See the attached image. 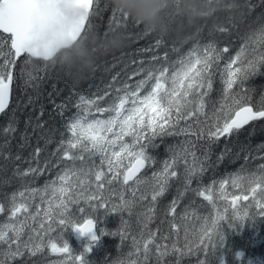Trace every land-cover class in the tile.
Masks as SVG:
<instances>
[{
  "label": "snow or ice",
  "instance_id": "6c2138e0",
  "mask_svg": "<svg viewBox=\"0 0 264 264\" xmlns=\"http://www.w3.org/2000/svg\"><path fill=\"white\" fill-rule=\"evenodd\" d=\"M42 2L0 0V114L9 109L15 79L26 83L39 79L26 76L20 69L23 53L19 47ZM84 2L92 11L94 0ZM244 51L241 48L234 57L227 58L221 73L225 102L219 111L213 107L211 121L205 112L206 97L212 89L213 71L224 59L222 53L229 52L227 47L221 52L209 44L203 55L189 53L174 66L155 55L148 61L134 59L136 67L123 80L117 82L113 77L114 83L102 95L86 98L77 94L73 104L76 110L67 117L55 150L49 152L50 141L37 136L26 159L27 168L18 166L15 172L24 190L5 197L7 205L0 202V213H8V221L0 226V254L5 258L0 264L22 256V249L36 255L45 242L51 253L64 255L71 264H89L86 257L102 237L118 236L123 241L133 228L132 247L135 254L142 252L143 264L153 251L157 264L170 253L184 256L193 251L204 255L198 264H227L221 251L226 230L246 218H264V162L253 169L242 167L228 179L203 182L213 166L212 144L248 128L264 126V103L252 105L244 89V82L256 68L253 60H245ZM137 76L141 78L131 82ZM234 86L240 90L233 91ZM15 130L10 122L3 132L7 137ZM167 136L184 139L168 146V156L158 161L149 149L158 147L156 141ZM22 139L21 147L27 146L29 137ZM8 143L5 139L0 148ZM255 159L264 161V155ZM15 160L25 162L20 155ZM158 164L162 166L153 168ZM45 171L55 178L46 180L40 188L31 187ZM173 183L177 185L175 197L158 207ZM229 184L239 189V194L229 193ZM186 194H190V202L181 208ZM197 197L216 210L215 216L209 213L200 217L203 224L199 231L189 220V208L195 207ZM36 199L39 202L34 204ZM218 200L226 202L223 213L218 209ZM250 207L256 211H248ZM123 212L129 214V220L121 217L125 231L98 227L103 224L101 216ZM133 215L134 224L130 223ZM157 218H161L160 223L153 231L149 224ZM69 231L88 236L81 251H74L65 239ZM25 235L27 239H22ZM67 259L61 264H67Z\"/></svg>",
  "mask_w": 264,
  "mask_h": 264
},
{
  "label": "trees",
  "instance_id": "16d2710c",
  "mask_svg": "<svg viewBox=\"0 0 264 264\" xmlns=\"http://www.w3.org/2000/svg\"><path fill=\"white\" fill-rule=\"evenodd\" d=\"M262 30L264 0H159L158 19L152 23L143 21L134 12L124 8L119 0H94L88 23L77 43L61 50L48 61L33 59L26 55L19 62L20 69L26 76L35 75L39 79L31 83L15 79L9 109L0 116V145L4 144L5 139L9 141L6 147L0 148V202L7 205L5 197L10 198L13 192L24 190L20 177L15 175V172L18 166L27 168L26 159L36 143V137L41 136L49 140L48 151H54L61 133L64 132L67 117L76 110L73 104L77 102V94L86 98H94L97 93L102 95L108 90V86L114 83L113 77H116L117 82L123 80L125 74L136 67L134 59L148 61L155 55L162 60L166 59L168 64L174 66L179 60L188 58L189 53L203 55L209 44L221 52L227 47L229 52L222 53L224 59L219 61V67L213 71L212 89L206 97L205 112L211 121L213 107L219 111L220 105L225 102L221 73L224 71L227 58L234 57L241 48H244L245 60H253L256 65L254 74L244 82V89L251 97L249 102L259 107L264 103ZM4 51H7V46ZM140 78L134 77L131 82ZM239 90L234 86L233 91ZM10 122L16 130L6 137L3 129ZM24 136L29 137L28 145L21 147L24 144L22 139ZM183 139V136H167L162 141L158 139L156 143L159 146L149 150L158 161H163L168 156L166 150L168 146L178 144ZM43 142L42 139L41 144ZM262 150L264 126L248 128L230 138H221L212 144L213 166L205 173L203 182L208 184L212 180L228 179L240 172L242 167L253 169L257 164L264 162L255 159L259 155H264ZM17 155L23 157L25 162L16 161ZM200 155V151H197V156ZM161 166L153 165V168ZM182 170L181 167L180 171ZM148 174L151 175V170ZM54 178L52 172L45 171L43 175L37 177L31 187L40 188L46 180ZM176 187L177 185L173 183L160 198L158 207L166 206L175 197ZM227 191L239 194V189L232 188L230 184ZM113 199L115 200V197ZM38 202V199L33 201L34 204ZM189 202L190 194H186L181 201V208ZM243 203L248 202L242 201L241 204ZM217 205L219 211L223 213L226 202L218 200ZM228 211L232 212L231 207ZM248 211L256 210L250 207ZM189 213L190 222H195L199 231V226L203 224L200 217L209 213L215 216L216 210L202 197H197L196 205L189 208ZM121 217L123 220H129L128 212H123L119 216L109 214L106 218L101 216L103 224L98 227L123 232L125 228L121 224ZM161 218L151 222L149 228L155 231ZM135 219L133 215L130 223L134 224ZM7 221V211L0 213V226ZM132 231L128 232V238L123 241L118 236L102 237L86 257L89 264H104L106 258L107 264H130L134 260L137 264H143L142 252L135 254L132 247ZM22 239H27V236ZM65 239L76 252L81 251L88 241H76L71 231L66 233ZM22 251V256L6 261V264H61V261L67 259L62 254L51 253L47 242L36 255H31L27 249ZM221 251L227 264H264V218H246L243 222H236L226 230ZM155 255L153 251L147 264H157ZM203 258L204 255L196 251L184 256L170 253L163 257L160 264H177V260L179 264H198V260ZM3 259L5 258L0 254V260ZM67 264H71L70 259H67Z\"/></svg>",
  "mask_w": 264,
  "mask_h": 264
},
{
  "label": "water",
  "instance_id": "95a60500",
  "mask_svg": "<svg viewBox=\"0 0 264 264\" xmlns=\"http://www.w3.org/2000/svg\"><path fill=\"white\" fill-rule=\"evenodd\" d=\"M90 13L84 0H43L19 51L35 59L54 58L79 40ZM74 237L78 241L88 238L78 233Z\"/></svg>",
  "mask_w": 264,
  "mask_h": 264
},
{
  "label": "clouds",
  "instance_id": "9594fccd",
  "mask_svg": "<svg viewBox=\"0 0 264 264\" xmlns=\"http://www.w3.org/2000/svg\"><path fill=\"white\" fill-rule=\"evenodd\" d=\"M119 3L143 21L152 23L158 19L159 0H119Z\"/></svg>",
  "mask_w": 264,
  "mask_h": 264
}]
</instances>
